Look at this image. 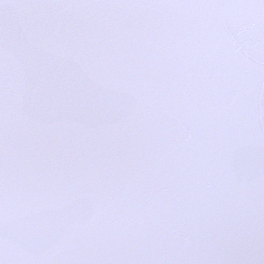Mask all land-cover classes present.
<instances>
[{
  "label": "snow or ice",
  "instance_id": "snow-or-ice-1",
  "mask_svg": "<svg viewBox=\"0 0 264 264\" xmlns=\"http://www.w3.org/2000/svg\"><path fill=\"white\" fill-rule=\"evenodd\" d=\"M0 264H264V0H0Z\"/></svg>",
  "mask_w": 264,
  "mask_h": 264
}]
</instances>
